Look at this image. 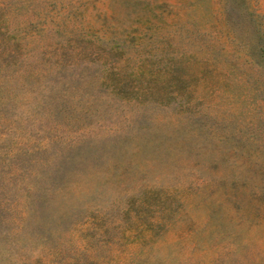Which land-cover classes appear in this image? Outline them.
Masks as SVG:
<instances>
[{"label":"rangeland","instance_id":"rangeland-1","mask_svg":"<svg viewBox=\"0 0 264 264\" xmlns=\"http://www.w3.org/2000/svg\"><path fill=\"white\" fill-rule=\"evenodd\" d=\"M263 31L264 0H0V264H264Z\"/></svg>","mask_w":264,"mask_h":264},{"label":"trees","instance_id":"trees-1","mask_svg":"<svg viewBox=\"0 0 264 264\" xmlns=\"http://www.w3.org/2000/svg\"><path fill=\"white\" fill-rule=\"evenodd\" d=\"M261 41L264 43V31L261 33ZM264 55V46L262 47V53H261V56ZM262 62H264V59H262ZM120 81H116V83H119ZM178 82H181V80L178 79Z\"/></svg>","mask_w":264,"mask_h":264}]
</instances>
